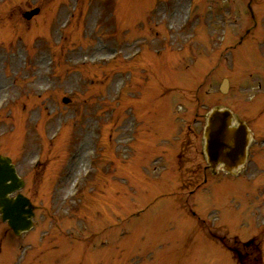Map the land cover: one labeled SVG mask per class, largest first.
I'll return each mask as SVG.
<instances>
[{"label": "rangeland", "instance_id": "rangeland-1", "mask_svg": "<svg viewBox=\"0 0 264 264\" xmlns=\"http://www.w3.org/2000/svg\"><path fill=\"white\" fill-rule=\"evenodd\" d=\"M189 3L0 0V104L7 103L0 112V152L13 155L22 175L30 179L25 189L42 206L36 241H31L34 248L23 242L35 235L18 239L0 218V264L41 259L49 264L54 256L56 264L91 263V258V264H236L229 249L202 227H210L213 234L229 229L243 239L264 236V218L258 212L264 214L263 139L253 148L259 156L251 163L259 168L255 178L251 173L215 182L210 197L203 195L192 207L199 217L173 196L157 199L170 185L159 179L154 166L145 167L159 155H180L182 133L179 145L174 139L169 143L180 116L195 121L191 136H197L198 149L186 148L187 164L203 170L202 124L205 113L217 104L230 106L256 133H264V0H255L251 8L256 20L249 0H198L195 16L187 23ZM36 6L40 12L27 19L24 12ZM245 33L246 39L231 47ZM138 46L145 54L136 62L124 61ZM117 48V61L109 63ZM121 74L124 96L114 101ZM224 76L231 78L227 94L219 90ZM162 85L171 86L164 92L169 95L162 94ZM64 96L71 102L64 103ZM128 132L135 142L125 143ZM96 139L99 156L92 166L87 160ZM74 150L78 156L71 159ZM91 166L87 181L84 172ZM45 170L51 173L47 183L48 175L41 176ZM94 182L101 192L98 203L91 199ZM84 183V196L91 203L76 214L71 227L75 233L78 223L96 227L94 247L86 250L74 239H65L59 247L54 237H38L50 223L60 226L61 221H50L48 214L60 216L65 198L77 204L78 195L70 193ZM86 228L85 236L91 232Z\"/></svg>", "mask_w": 264, "mask_h": 264}, {"label": "water", "instance_id": "water-1", "mask_svg": "<svg viewBox=\"0 0 264 264\" xmlns=\"http://www.w3.org/2000/svg\"><path fill=\"white\" fill-rule=\"evenodd\" d=\"M230 112L231 111L228 109L216 108L213 113H211L206 128V151L212 166L216 165L218 162H224L227 168L232 169L245 158L246 146L248 143V130L246 126L241 123L243 122L242 120L238 128H231L228 124L232 117V113ZM3 163L7 165L8 160L1 159L0 164L3 165ZM9 165V170L7 169L8 173L12 170V167ZM11 176L12 182L5 184V179L0 170V207L4 214L3 218L8 217L9 223L18 232L28 228L32 210L30 207L28 209L23 207L25 203H29L28 199L24 201L20 200L14 205L12 201L6 197L7 190L10 191L19 185V179L14 172V168L11 172Z\"/></svg>", "mask_w": 264, "mask_h": 264}, {"label": "bare ground", "instance_id": "bare-ground-1", "mask_svg": "<svg viewBox=\"0 0 264 264\" xmlns=\"http://www.w3.org/2000/svg\"><path fill=\"white\" fill-rule=\"evenodd\" d=\"M6 169L9 170V167L7 168V166H6ZM6 197H7L9 200H11V201H12V204H14V205H15V203H18V202L20 201L19 198H16L15 196L12 197V196L9 194V191H8V190H7V192H6Z\"/></svg>", "mask_w": 264, "mask_h": 264}]
</instances>
